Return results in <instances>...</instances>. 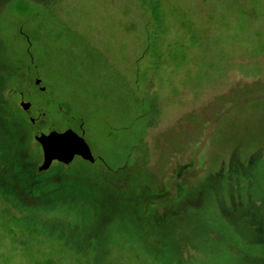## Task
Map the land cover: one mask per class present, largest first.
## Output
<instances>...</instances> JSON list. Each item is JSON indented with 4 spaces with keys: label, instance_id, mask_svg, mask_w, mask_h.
Here are the masks:
<instances>
[{
    "label": "rangeland",
    "instance_id": "obj_1",
    "mask_svg": "<svg viewBox=\"0 0 264 264\" xmlns=\"http://www.w3.org/2000/svg\"><path fill=\"white\" fill-rule=\"evenodd\" d=\"M0 102V264H264V0H0Z\"/></svg>",
    "mask_w": 264,
    "mask_h": 264
},
{
    "label": "water",
    "instance_id": "obj_2",
    "mask_svg": "<svg viewBox=\"0 0 264 264\" xmlns=\"http://www.w3.org/2000/svg\"><path fill=\"white\" fill-rule=\"evenodd\" d=\"M40 83L41 79L38 78L35 84L39 85ZM44 89L43 87L41 88V90ZM19 105L25 111L30 110L32 107L30 102L23 99H21ZM30 120L34 122L33 118H30ZM34 139L40 145L42 151V161L38 166L40 172L50 169L54 162L67 164L76 157L91 163L95 161L92 151L83 136V131L78 133L68 128L62 132L49 129L47 133H44L36 130Z\"/></svg>",
    "mask_w": 264,
    "mask_h": 264
},
{
    "label": "trees",
    "instance_id": "obj_3",
    "mask_svg": "<svg viewBox=\"0 0 264 264\" xmlns=\"http://www.w3.org/2000/svg\"><path fill=\"white\" fill-rule=\"evenodd\" d=\"M0 103H2V102H0ZM1 107V106H0ZM6 122L7 123H9V120H8V116L6 117ZM57 185H59V183H55V184H51L50 186H47V187H43V186H40V187H38V188H35L34 190H32V193L33 194H35V195H43V194H45L46 192H48L49 190H52L55 186H57ZM15 194V193H14ZM19 196H21V195H19ZM22 197V196H21ZM25 200V199H24ZM147 205L148 206H150V207H152V204H151V201H150V198H148V201H147ZM162 217H160V218H157V219H155V221L154 222H162ZM48 264H50V263H52L51 261H48L47 262Z\"/></svg>",
    "mask_w": 264,
    "mask_h": 264
}]
</instances>
